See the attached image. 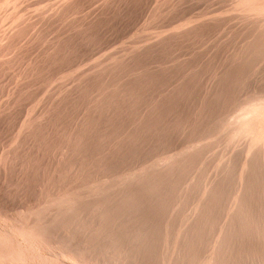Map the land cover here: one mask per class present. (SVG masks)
I'll list each match as a JSON object with an SVG mask.
<instances>
[{
    "label": "rangeland",
    "instance_id": "374dc122",
    "mask_svg": "<svg viewBox=\"0 0 264 264\" xmlns=\"http://www.w3.org/2000/svg\"><path fill=\"white\" fill-rule=\"evenodd\" d=\"M263 134L264 0H0V264H77L36 233L42 209L182 156L145 263L173 264L198 214L176 264H264ZM247 147L249 194L212 252Z\"/></svg>",
    "mask_w": 264,
    "mask_h": 264
},
{
    "label": "bare ground",
    "instance_id": "6f19581e",
    "mask_svg": "<svg viewBox=\"0 0 264 264\" xmlns=\"http://www.w3.org/2000/svg\"><path fill=\"white\" fill-rule=\"evenodd\" d=\"M249 54H252V51ZM258 145L263 151L264 164V134ZM250 150L249 147L245 149V158L239 168L236 189L228 198L227 215L208 238L209 241L207 240V242L212 243V252L218 249L217 244L226 235L225 227L230 231V225H227L225 220L230 219L232 211L242 208L243 201L249 194L248 184L244 177L247 175L246 165L247 159L251 156ZM182 159H185V157H169L164 163H161L159 171L135 173L130 178L131 181L128 178L112 180L107 175L102 174L107 180L99 183L98 186L91 187L92 192L85 199L70 202L67 196L65 199L61 198L57 202H53L49 208L42 209L36 218V233L39 237L45 236L47 225H50V231L55 232L61 238L59 243L63 248L62 252L68 253L69 250L74 253L77 264L78 261L85 262L87 258L94 262L111 259L109 264H147L145 263L144 252L150 246L153 234L155 235L156 232L154 224L155 209L167 191L170 182L167 173L169 170L176 168L177 163ZM112 168H114L112 165L107 166L108 170ZM261 188L264 194V179L261 180ZM212 189L213 186L209 191H212ZM208 198H205L204 202H207ZM205 206L206 204L200 208V212H203ZM72 214H75L74 216L79 222L77 228L79 232L76 240L68 236V216ZM251 215L252 218L256 216L253 210ZM252 222H255V219H252ZM201 223V215L196 214L193 220L191 218V222L188 223L175 250L173 264L180 262V258L185 255V247L194 238L195 234L200 232ZM53 226H56V228ZM81 238L82 240L79 241ZM233 239H235V236L231 240ZM111 248L118 254L112 253ZM57 263L59 264L60 261H57ZM206 263L211 264L210 259ZM105 264H108V262Z\"/></svg>",
    "mask_w": 264,
    "mask_h": 264
}]
</instances>
